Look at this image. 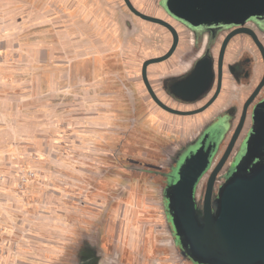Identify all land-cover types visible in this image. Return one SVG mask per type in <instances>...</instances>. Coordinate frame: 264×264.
<instances>
[{"label": "rangeland", "instance_id": "rangeland-1", "mask_svg": "<svg viewBox=\"0 0 264 264\" xmlns=\"http://www.w3.org/2000/svg\"><path fill=\"white\" fill-rule=\"evenodd\" d=\"M128 1L168 19L161 0ZM191 44L181 33L148 68L154 90ZM170 46L126 0H0V264H80V245L96 264H193L168 188L204 121L163 111L141 79Z\"/></svg>", "mask_w": 264, "mask_h": 264}, {"label": "flooded vegetation", "instance_id": "flooded-vegetation-1", "mask_svg": "<svg viewBox=\"0 0 264 264\" xmlns=\"http://www.w3.org/2000/svg\"><path fill=\"white\" fill-rule=\"evenodd\" d=\"M165 2L161 0V8L168 19L150 17L165 22L169 27L140 18L164 28L171 39V46L164 55L144 62L141 79L154 104L161 108L156 99L178 113L161 108L163 111L204 121L198 136L177 166L179 170L200 149L209 154V167L193 191V202L198 207L200 203L196 193L199 185L204 180L203 200L207 182L220 164L213 185L214 200L234 172L249 171L264 162V148L262 156L255 157L249 153L247 145L253 132L264 121V111H259L264 106V15L251 17L240 24L191 25L171 15ZM181 33L192 38L190 53L194 59L185 70L165 75L161 80V89L154 90L149 82L148 68L173 57L180 45ZM157 59L160 61H153ZM225 154L227 157L222 162ZM173 231L184 256L193 264H198L181 247L174 227ZM81 247L75 256L80 264H96L95 256Z\"/></svg>", "mask_w": 264, "mask_h": 264}, {"label": "water", "instance_id": "water-1", "mask_svg": "<svg viewBox=\"0 0 264 264\" xmlns=\"http://www.w3.org/2000/svg\"><path fill=\"white\" fill-rule=\"evenodd\" d=\"M126 2L137 17L169 27ZM165 3L171 15L191 25L240 24L264 15V0H166ZM154 100L164 110L178 113ZM259 111H264V106ZM235 139L236 136L232 143ZM247 145L251 155L262 156L264 121ZM226 157L227 154L222 162ZM220 166L211 174L198 207L193 202V191L209 167V154L200 149L170 179L174 184L168 188V212L176 236L186 254L198 264H264V162L249 171L234 172L214 200L213 185Z\"/></svg>", "mask_w": 264, "mask_h": 264}, {"label": "crops", "instance_id": "crops-1", "mask_svg": "<svg viewBox=\"0 0 264 264\" xmlns=\"http://www.w3.org/2000/svg\"><path fill=\"white\" fill-rule=\"evenodd\" d=\"M205 115H207V114H205Z\"/></svg>", "mask_w": 264, "mask_h": 264}]
</instances>
